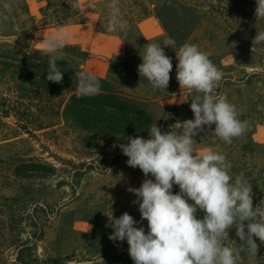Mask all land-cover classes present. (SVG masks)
I'll use <instances>...</instances> for the list:
<instances>
[{"label":"trees","instance_id":"obj_1","mask_svg":"<svg viewBox=\"0 0 264 264\" xmlns=\"http://www.w3.org/2000/svg\"><path fill=\"white\" fill-rule=\"evenodd\" d=\"M35 2L38 8L37 15L33 16L26 0H0V246L6 242L15 251L10 262L0 255V264H65L73 259L77 250L100 264H134L126 240H109L114 229L94 212V205L84 203L79 209L83 218L90 220L92 231L77 233L57 213L61 199L51 201L50 192L42 193L26 184L54 179L62 170L66 173V169L35 155L29 141L64 128L88 153L109 144H126L129 136L147 139L149 125L153 122L162 132H168L177 121L194 119L190 104L196 93L191 90L187 91L184 103L161 105L178 91L172 77L175 68L172 57L185 43L197 45L222 72L223 78L215 94L234 105L239 119L246 125L244 134L234 138L231 144L215 138V125L204 126L194 137V153L199 149L215 148L224 154L231 164L233 178L242 174L250 182L254 207L264 200V143L252 137L256 126L264 122V43H253L256 33L264 31V20H256V0H117L118 19L128 25L126 35L119 28L116 32L108 31V5L113 0H97L91 8L97 16L95 31L119 38L124 54L110 59L103 76L96 75L101 90L90 97L77 95L74 73L83 71L80 64L87 56L77 44L64 45L61 59L57 61L63 71V80L54 83L46 79L49 56L45 52L17 48L7 42L38 29L85 21L77 0ZM5 3L8 8L3 6ZM150 16L156 18L166 40L171 37L175 41L172 47L161 45L173 64L165 91L152 88L138 73L147 44L138 23ZM227 57L231 62L224 64ZM168 114L170 118H163ZM172 131L178 130L173 128ZM116 135L124 139L118 140ZM113 149L108 166H116L127 157L119 147ZM55 160L73 171L71 186L77 184L79 170L85 172L90 168L88 161L74 163L58 157ZM127 177L132 182L137 179L140 185L146 178L154 179L150 174L145 177L140 169ZM60 184L58 181L56 188ZM179 191V186L173 185V194ZM126 203L131 205L129 201ZM189 203L194 202L189 200ZM137 214L141 216L139 211ZM53 216L57 225L50 242L52 253L39 258L32 238L37 233V238L43 236V223ZM196 216L203 219L204 212L198 210ZM23 223L32 229L24 240L18 235ZM135 226L144 227L145 233L149 230L146 220H140ZM67 235L79 236V243L64 251L59 242ZM255 239L257 255L242 254L238 264H264V244ZM229 240L235 241L236 246L241 244L235 227L229 230ZM231 241L226 243L235 247Z\"/></svg>","mask_w":264,"mask_h":264},{"label":"clouds","instance_id":"obj_2","mask_svg":"<svg viewBox=\"0 0 264 264\" xmlns=\"http://www.w3.org/2000/svg\"><path fill=\"white\" fill-rule=\"evenodd\" d=\"M8 8L9 5H3ZM108 31L117 28L125 35L127 22L118 19V2L108 5ZM256 20H264V0H256ZM67 34L61 30L43 39V51L49 56L46 79L61 83L63 71L57 61L64 48ZM255 44L264 43V31L256 33ZM161 43H147L141 55L138 73L154 89L165 91L173 69L171 57ZM164 46L172 47L169 37ZM119 50L116 55H118ZM178 64L176 79L180 88L196 93L191 99L194 119L177 121L168 132L153 122L147 139L127 137L126 144H114L128 157L127 165L139 168L145 179L139 188L127 189L135 195L133 204L139 206L141 220L148 222V232L127 212L119 218L111 213L110 226L114 229L109 240L127 241L128 254L134 264H238L244 255H257L256 239L264 244V200L254 207L250 182L242 174H231V164L224 154L205 149L194 154V137L215 125L214 136L231 144L246 131L234 105L217 96L215 89L222 80V72L197 45L185 43L175 51ZM78 97L98 95L99 78L91 72L77 71ZM171 114L163 116L168 119ZM175 128L178 131H172ZM117 139H124L116 135ZM111 172V169H108ZM173 185L180 191L173 194ZM193 201L194 203H189ZM203 211L198 219L197 211ZM91 227V226H90ZM235 227L241 241L236 246L229 240V230ZM226 241H231L235 247Z\"/></svg>","mask_w":264,"mask_h":264},{"label":"rangeland","instance_id":"obj_3","mask_svg":"<svg viewBox=\"0 0 264 264\" xmlns=\"http://www.w3.org/2000/svg\"><path fill=\"white\" fill-rule=\"evenodd\" d=\"M27 4L30 13L33 16H36L38 4L35 0H27ZM33 33L34 32L29 35L12 37L8 39L7 42L17 48L43 51V40L36 38ZM172 60L174 64H178L176 55H173ZM230 62V57L223 60L224 64ZM188 90L189 89L180 90L178 88L177 93L163 101L161 105L170 106L184 103ZM258 130L259 134L256 136L255 133ZM255 133L252 136L253 140L258 143H264V122L256 126ZM29 144L32 146L35 155H39L47 162L55 163L57 167L66 169V173L65 170L56 173L54 179L29 181L26 184L31 185V187L38 189L42 193L50 192L49 200L51 201L61 199V204L57 213L61 219L65 218L64 221L71 224L74 231L77 233H90L93 229L92 224L89 222L90 220L83 218L82 214L79 212L81 204L84 203L94 205V212L99 213L102 217V221L106 222V224H111V213L113 217L119 218L125 212L130 214L139 223L141 220V216H138L137 214L139 206L133 204L136 197L134 194L127 191L129 187L139 188L141 186L139 182H137V179L132 182L128 180L127 177V175L138 171L139 168L128 166L126 163L128 157H123L116 166H108V162L114 154V149L111 144L102 149L89 151L87 153L77 145L74 135L64 128L57 129V131L44 136H39L36 139H30ZM205 149L217 152L215 148H204L197 150L194 154H199ZM84 152L86 154H84ZM57 157L60 159L71 160L74 163L88 161L87 165H90L88 166L90 168L85 172L79 170L76 174L77 184L71 186L74 182L71 178L73 171L70 172L68 168H65L66 165L57 162L55 160ZM103 165L105 166L103 167ZM108 169H111V172L108 171ZM58 181L61 184L56 188ZM50 188H54V190L51 191ZM126 201L131 202V205L126 203ZM56 225L57 219H55V216L49 217L48 221L43 223V236L37 238V233L32 238L37 246L36 254L39 258L43 257L45 254L52 253L50 242L53 239ZM20 229H22V231L18 235L22 240L29 237L28 233L32 232V229L26 223H23L20 226ZM78 240L79 236L77 235H67L61 239L59 247H62L61 249L64 251H69V248H72L79 243ZM0 255L5 261H12L15 256L14 247L9 245V243L3 242L0 246ZM99 262L100 261L98 260L87 258L77 250L74 253L73 259L67 261L65 264H100Z\"/></svg>","mask_w":264,"mask_h":264},{"label":"crops","instance_id":"obj_4","mask_svg":"<svg viewBox=\"0 0 264 264\" xmlns=\"http://www.w3.org/2000/svg\"><path fill=\"white\" fill-rule=\"evenodd\" d=\"M96 1L97 0H77L82 16L85 18L83 23L38 29L34 31L33 35L43 40L63 30V32L67 34L64 45L77 44L87 53L86 59L80 64V68L85 72L103 76L106 73L109 60L113 57L123 56L124 46L116 36L104 35L95 31L97 16L92 12L91 8ZM138 28L147 43L163 44L166 40L164 32L153 16L140 21L138 23ZM118 50L119 53L116 55ZM176 65L177 64H174L175 68L172 77L177 82V86L180 90L186 89H181L176 79ZM258 134L259 130L256 131L255 135L258 136Z\"/></svg>","mask_w":264,"mask_h":264}]
</instances>
